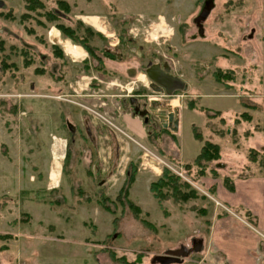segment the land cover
<instances>
[{
	"label": "rangeland",
	"instance_id": "obj_1",
	"mask_svg": "<svg viewBox=\"0 0 264 264\" xmlns=\"http://www.w3.org/2000/svg\"><path fill=\"white\" fill-rule=\"evenodd\" d=\"M1 1L0 62L6 66L2 68L0 63V235L5 236L0 239V246L4 245L0 264H126L138 257L136 264H154V255L179 244L188 246L192 237L206 243L209 213L214 205L196 189V198L180 203L165 200L161 207L149 190L150 181L159 173L150 166L160 168L165 162L177 168L182 162H191L202 144L193 136L194 125L202 140L219 146L222 161L231 154L238 155L229 163L239 174L264 173L261 148L253 153L248 149L264 139V134L254 129L264 125V108L257 99L264 96V1L211 0L208 16L197 22L207 0H66L70 6L68 19L60 17L58 21L73 26L83 16L78 34L89 27L105 40L112 38L105 34L134 40L125 63L133 66L139 81L131 79L139 87L147 82L142 74L146 58L167 63L187 87L168 97L148 93L163 104L177 101L176 107L183 109L176 137L168 133L147 137V127L140 117L127 110L123 121L133 134L132 140L92 114L94 121L109 128V132L110 127L115 130V141L108 131L99 133L98 152L90 150L89 156L90 164L98 162L97 166L81 164L84 153L69 154L62 178L56 183L49 179L51 170L55 166L60 169L62 164L65 135L56 122L49 129L47 100L30 97L34 94L30 86L33 82L34 92L39 94L53 93L54 89L45 88L48 73H58L64 65L61 57L54 59L52 55L51 43L55 40L73 57L84 52L59 37L57 28L41 15L45 10H56L54 0H42L44 8L35 11L25 8V0ZM90 15L98 18L105 34L84 21V16ZM139 46L142 53L137 50ZM124 65L116 64L122 68ZM217 69L231 71L232 78L217 82L212 75ZM191 105L194 108H189ZM93 110L124 129L114 119L111 108ZM242 129H248L252 138ZM115 144L120 147L117 160ZM130 162L137 171L128 199L146 213V220L154 227L143 225L116 199ZM212 162L207 171L214 169ZM182 170L194 185L212 195V190L202 184L197 167ZM224 173L232 177L231 172ZM105 180V185L99 183ZM101 194L108 197L114 213L97 202ZM109 253L119 259H112ZM178 264L223 262L218 254L204 251L202 245L201 250Z\"/></svg>",
	"mask_w": 264,
	"mask_h": 264
},
{
	"label": "flooded vegetation",
	"instance_id": "obj_2",
	"mask_svg": "<svg viewBox=\"0 0 264 264\" xmlns=\"http://www.w3.org/2000/svg\"><path fill=\"white\" fill-rule=\"evenodd\" d=\"M68 19L66 15L60 16ZM78 20L74 21V25L64 24L65 27H79ZM199 29V28H198ZM75 47H80L83 50V54L79 57H73L67 54L66 47H58L55 42L51 43L52 55L54 59H60L61 66L58 73L50 71L48 73L47 83L45 88L54 89L50 94H39L34 92L33 82L30 86L34 94L30 97H45L46 119L51 129L52 123H58L59 128L65 135L64 137V156L62 163L65 162L67 153L80 154L84 153L81 157V164L85 165H97L90 164L89 156L90 150L98 152V136L99 133L104 134L109 128L103 127L94 121L95 116L93 113L98 114L103 120H100L102 124L109 123L116 128L118 132L131 137L132 132L126 127L125 114L127 110L130 115L138 116L142 120V124L146 126L145 135H158L160 133L171 134L169 128H163L157 118L154 110L160 112L163 104L158 97H149L148 93H153L156 96L168 97L165 91H161L162 87L156 83H152L146 75V70L151 64L159 65V74L165 75L167 78L178 77L180 81L176 84L177 92L179 90H185V82L181 79L180 74L174 73L169 65L159 59L146 58V66L143 69V76L146 77L147 82L139 87L136 81H132L131 78H136V72L131 64L126 65L128 62V51L131 50L134 40L131 37L125 38L121 35L105 34V37H112L109 40H105L100 32L82 31L78 34L77 31H71L69 34L62 36ZM75 40L77 42H75ZM81 41V42H80ZM77 44V45H75ZM139 53H142L143 48L139 46L137 48ZM72 53V51H71ZM56 56H55V55ZM139 58L142 57L139 55ZM66 63H69L67 65ZM130 63V62H129ZM116 64H125L122 67L116 66ZM166 64L167 70L164 69ZM71 67L70 69L68 67ZM60 67V66H59ZM62 67L64 69H62ZM67 67V68H66ZM118 69L122 71H118ZM119 87V88H118ZM107 88L110 90L106 91ZM120 91V92H116ZM111 108V113L114 115L118 123L124 126L121 130L109 120L95 112L93 109ZM105 112V111H104ZM110 112V111H109ZM108 115V113L106 112ZM97 116V117H98ZM109 116V115H108ZM110 118L112 116H109ZM105 122V123H104ZM173 127V126H172ZM50 136L52 131L49 130ZM109 136L114 139L116 132L110 127ZM52 139V138H51ZM120 147L115 144L113 148L114 158H119ZM97 150V151H96ZM88 157V158H87ZM182 245H179V249ZM201 247V241L199 238L191 239L188 248L191 252L198 250ZM190 252V254H191ZM189 254V255H190Z\"/></svg>",
	"mask_w": 264,
	"mask_h": 264
},
{
	"label": "crops",
	"instance_id": "obj_3",
	"mask_svg": "<svg viewBox=\"0 0 264 264\" xmlns=\"http://www.w3.org/2000/svg\"><path fill=\"white\" fill-rule=\"evenodd\" d=\"M229 95L237 98L235 94ZM257 99H260L261 108H264V96ZM182 110L179 109L178 113L179 125L182 121ZM215 111L221 114L220 110ZM261 127L255 126L254 129L263 133ZM242 132L252 138V133L248 129H242ZM235 134H238V130H235ZM173 135L176 137V134ZM259 142L261 144L256 147L249 146L248 149L254 151L261 148L260 152L264 153V139H259ZM237 156L230 155L235 160ZM231 158L222 161L220 156L218 160L212 162L214 169L206 170L200 176L202 184L212 190V195L200 189L209 196L211 205H214L209 213L207 239L206 243L204 239L202 241L203 249L218 254L223 264H264V173L239 174L229 163ZM63 166L61 164L60 169L58 168L59 175L56 181L50 182L56 183L58 179L61 180ZM159 169L157 176L161 172V167ZM225 170L231 172L232 177L225 175ZM220 172L223 173L220 175ZM225 180L231 188L227 186ZM107 181L99 183L105 185Z\"/></svg>",
	"mask_w": 264,
	"mask_h": 264
},
{
	"label": "trees",
	"instance_id": "obj_4",
	"mask_svg": "<svg viewBox=\"0 0 264 264\" xmlns=\"http://www.w3.org/2000/svg\"><path fill=\"white\" fill-rule=\"evenodd\" d=\"M54 1L56 3V10L55 9L45 10L41 13V15L45 18V20L49 22L52 26L57 28L62 36L69 34L71 31L79 30L82 27V22L80 20L78 21L79 27H72V28L65 27L63 23L58 21V19L60 18L59 13L68 14L70 12V6L66 0H54ZM197 1L200 2V0H197ZM25 8L28 11H35L37 9L38 10L43 9L44 4L42 0H25ZM83 30L92 31L91 28L89 27H85L83 28ZM75 42L77 41L75 40ZM0 63H1L2 68L6 66V63L4 61ZM212 75H213V78L217 82H222L223 80H225V78L226 79L232 78L231 71L223 72L219 69L215 70ZM189 108H194V107L191 105V107L189 106ZM241 115L245 116L246 114L245 112H242ZM261 130L264 133V125L261 127ZM192 132H193L194 138L202 141V144L199 149V152L193 158V160L189 163L182 164V166L184 165L183 169L185 167V170H190L193 167H197L198 173L200 175H203L206 172L208 163L219 159L220 148L215 143H212L208 140H202L201 134L196 130L194 125L192 126ZM251 151L253 153V150H250L249 153H251ZM67 159H68V153H67L65 161ZM136 171H137L136 165L130 162L127 168L125 169V179L117 192L116 199L118 200L120 204H122V206L127 207L128 210L133 214V216L138 218V220L143 225H146L148 227H154L150 222L146 220L145 218L146 213L143 214L141 208L128 199V190L135 179ZM225 183L227 184V186L230 187L227 180H225ZM149 190L152 193L153 197L158 201L160 205L165 200H172L176 203H180V202H187L188 200L194 199L198 196V191L196 190L195 187H193L189 182H187L186 180L182 179L180 176L175 174L172 170H170L166 166L162 167L160 175L155 180L149 183ZM86 199L88 198L86 197ZM107 201H108V197L103 196L101 194L97 202L104 209L108 210L111 213H114V209L110 207ZM200 211L202 213L204 212V210H200ZM163 213L166 214L167 211L163 209ZM141 215H143L144 217H142ZM112 223H113V230H115L116 229V216L113 218ZM2 238H5V236L0 235V239ZM2 249H4V245L0 246V250ZM109 256L114 260L119 259L117 258V256H115L114 253H109ZM138 260H139V257L137 260H133L131 262L127 261L126 264H136Z\"/></svg>",
	"mask_w": 264,
	"mask_h": 264
},
{
	"label": "water",
	"instance_id": "obj_5",
	"mask_svg": "<svg viewBox=\"0 0 264 264\" xmlns=\"http://www.w3.org/2000/svg\"><path fill=\"white\" fill-rule=\"evenodd\" d=\"M1 6L2 1L0 0V7ZM212 6L211 0L205 1L195 21L200 22L205 20ZM197 26L200 28L201 24L198 23ZM159 69L158 64H151L146 70V75L152 83H156L162 87L161 91H165L167 95H171L176 90L175 85L178 84L180 79L178 77L167 78L165 75L159 74L157 71ZM164 69L167 70L166 64L164 65ZM154 112L163 128H169L172 132H177L179 120L178 116H176V114H178L177 109L171 110L169 107H164L160 112H156L155 110ZM189 252H191L190 249L181 246L179 249L167 250L163 254L155 255L153 257V262L158 264L181 263Z\"/></svg>",
	"mask_w": 264,
	"mask_h": 264
},
{
	"label": "bare ground",
	"instance_id": "obj_6",
	"mask_svg": "<svg viewBox=\"0 0 264 264\" xmlns=\"http://www.w3.org/2000/svg\"><path fill=\"white\" fill-rule=\"evenodd\" d=\"M84 21L85 22H87V23H89L90 25H92L95 29H97V30H99V31H101V32H103V33H105V28L103 27V25L102 24H100L99 22H98V18L96 17V16H93V15H90V16H84ZM76 48L78 49V50H80V52H83L80 48H78L77 46H76ZM171 105L172 106H178L177 105V101H172L171 102ZM128 118V117H127ZM128 120V119H127ZM150 169L152 170V171H154V172H159V168L156 166V165H152V166H150ZM158 174V173H157ZM51 178H50V180L52 181V182H55L56 181V178L58 177V175H59V170H58V168H57V166H55L54 167V169H52L51 170Z\"/></svg>",
	"mask_w": 264,
	"mask_h": 264
},
{
	"label": "built area",
	"instance_id": "obj_7",
	"mask_svg": "<svg viewBox=\"0 0 264 264\" xmlns=\"http://www.w3.org/2000/svg\"><path fill=\"white\" fill-rule=\"evenodd\" d=\"M176 173H178L179 175H181L179 172H176Z\"/></svg>",
	"mask_w": 264,
	"mask_h": 264
}]
</instances>
